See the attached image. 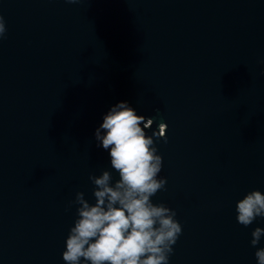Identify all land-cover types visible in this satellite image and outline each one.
Wrapping results in <instances>:
<instances>
[{
	"label": "water",
	"instance_id": "water-1",
	"mask_svg": "<svg viewBox=\"0 0 264 264\" xmlns=\"http://www.w3.org/2000/svg\"><path fill=\"white\" fill-rule=\"evenodd\" d=\"M0 264H65L94 132L126 101L151 118L182 232L168 264H257L236 203L264 194V0H0ZM143 127V124H141ZM82 264H87L82 259Z\"/></svg>",
	"mask_w": 264,
	"mask_h": 264
},
{
	"label": "clouds",
	"instance_id": "clouds-1",
	"mask_svg": "<svg viewBox=\"0 0 264 264\" xmlns=\"http://www.w3.org/2000/svg\"><path fill=\"white\" fill-rule=\"evenodd\" d=\"M6 31L0 16V39ZM152 124L151 118L137 115L126 101L118 102L103 116L94 138L98 147L109 150L111 168L119 178L113 182L106 170L99 176L90 175L95 203L90 204L83 192H77L70 202L78 207L62 253L65 264H82V259L87 264H168L182 228L174 210L151 199L166 185V179L157 178L162 157L153 137L167 142L165 123H159L151 136L146 135ZM236 213L237 222L244 227L264 218V194L258 190L247 193L237 201ZM251 237L250 244L255 247L264 237V229L256 227ZM254 255L257 264H264V248Z\"/></svg>",
	"mask_w": 264,
	"mask_h": 264
}]
</instances>
